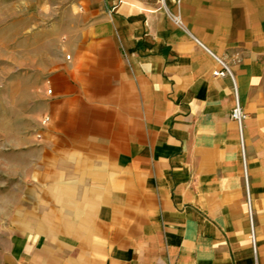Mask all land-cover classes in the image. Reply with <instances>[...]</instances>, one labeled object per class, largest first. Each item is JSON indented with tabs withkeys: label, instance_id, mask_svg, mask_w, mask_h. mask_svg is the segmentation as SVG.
Returning a JSON list of instances; mask_svg holds the SVG:
<instances>
[{
	"label": "crops",
	"instance_id": "1",
	"mask_svg": "<svg viewBox=\"0 0 264 264\" xmlns=\"http://www.w3.org/2000/svg\"><path fill=\"white\" fill-rule=\"evenodd\" d=\"M12 1L0 86L14 122L29 103L50 189L6 264H264V0H106L50 19ZM212 53L248 114L257 255L233 81Z\"/></svg>",
	"mask_w": 264,
	"mask_h": 264
},
{
	"label": "rangeland",
	"instance_id": "2",
	"mask_svg": "<svg viewBox=\"0 0 264 264\" xmlns=\"http://www.w3.org/2000/svg\"><path fill=\"white\" fill-rule=\"evenodd\" d=\"M21 16L36 13L46 19L81 13L80 7H106V0H19ZM151 3L164 0H140ZM0 15L4 11V18L0 23L8 22L15 15L18 8L10 6L12 0H0ZM79 6H78V5ZM73 9V10H72ZM29 103L21 104V121H13L14 105L12 88L0 86V264H6L8 255L12 253L14 239L23 223L29 219L25 209H35L41 204L36 200L44 195L50 186H46L44 179L46 171L42 164H38L36 147L40 145L39 130L35 122L30 125ZM26 116L23 117V114ZM247 113V112H246ZM16 123V124H15ZM34 124V125H33ZM14 126L17 129L14 130ZM36 139V140H35ZM241 154L243 152L241 150ZM49 174V173H48ZM44 204V203H42ZM25 210V212L23 211Z\"/></svg>",
	"mask_w": 264,
	"mask_h": 264
},
{
	"label": "built area",
	"instance_id": "3",
	"mask_svg": "<svg viewBox=\"0 0 264 264\" xmlns=\"http://www.w3.org/2000/svg\"><path fill=\"white\" fill-rule=\"evenodd\" d=\"M177 5H180L182 0H175ZM177 22L180 25H183L181 20L178 17H175ZM204 48H206L203 43L198 41ZM213 56L216 58V60L219 63V67L214 70V75L216 76H229L232 81H233V89H234V94H235V105L232 109V119L237 123L238 125V131H239V138H240V144H241V149L243 152L244 156V173L246 177V188H247V203H248V209H249V218L252 226V232H251V238H252V243H253V249L254 253L257 255V246H256V235H255V230H254V215H253V201L252 197L250 194L249 190V180H248V166L246 162V139H245V121L248 117V114L246 113L242 101L239 95V89H238V84L236 80V76L231 68V66L228 64V62L215 55L212 53Z\"/></svg>",
	"mask_w": 264,
	"mask_h": 264
}]
</instances>
